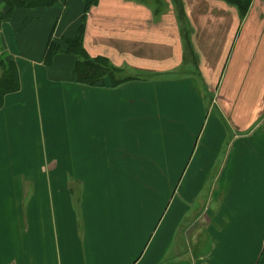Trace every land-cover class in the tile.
I'll return each instance as SVG.
<instances>
[{"label": "crops", "instance_id": "obj_1", "mask_svg": "<svg viewBox=\"0 0 264 264\" xmlns=\"http://www.w3.org/2000/svg\"><path fill=\"white\" fill-rule=\"evenodd\" d=\"M0 15L16 85L0 92V264H172L181 223L215 201V248L188 264H264V0H0ZM80 26L129 80L77 81Z\"/></svg>", "mask_w": 264, "mask_h": 264}, {"label": "trees", "instance_id": "obj_2", "mask_svg": "<svg viewBox=\"0 0 264 264\" xmlns=\"http://www.w3.org/2000/svg\"><path fill=\"white\" fill-rule=\"evenodd\" d=\"M9 5L10 9L16 6H28V7H40V6H50L54 3V0H3ZM176 3L178 0H175ZM230 3H237L241 7L242 14L245 12L248 0H226ZM181 13V10H180ZM3 15H0V20ZM82 26H80L78 35L71 39L65 41L64 51L68 54L75 56L76 62L74 71L76 74V79L78 82L88 85H99L103 83L105 77L111 80L112 85L117 86L130 78L116 79L117 73L120 72V68L110 65V63L101 57H90L84 51L82 47ZM54 49L56 46L52 44ZM50 47V50L52 49ZM57 49V48H56ZM0 68L2 73L0 75V92L13 90L16 85L13 79V69L14 66L10 61H6L4 58L0 57Z\"/></svg>", "mask_w": 264, "mask_h": 264}, {"label": "rangeland", "instance_id": "obj_3", "mask_svg": "<svg viewBox=\"0 0 264 264\" xmlns=\"http://www.w3.org/2000/svg\"><path fill=\"white\" fill-rule=\"evenodd\" d=\"M133 74L134 73H129L127 70H124L120 74L117 73V77L118 78L125 77ZM135 75H138V73H135ZM211 95L213 96V91L209 92L210 99L212 98ZM206 191H207V187L204 188L203 193H205ZM209 206L214 210L213 212L210 213L208 212V214L204 215L203 217H198V218L193 217V219H189V220L187 218L181 223L180 227L185 228L184 230H182V233L184 232V234L178 233L177 237L181 244H183L185 240L187 241V242L185 241L187 250L181 255H179L181 258L178 261L172 264H188V261L191 262V257H190L191 255L197 254L196 256H199L201 255V252L202 254H204L203 251L206 250V248H208V252L211 253V251L215 248L216 245L215 244L216 241H214L215 233L218 232V230H220L219 227H217V225L219 224V222H221L223 218H217L213 214L218 207V203H216V201L211 202ZM204 207L205 206L202 207V212ZM202 214H200V216Z\"/></svg>", "mask_w": 264, "mask_h": 264}]
</instances>
